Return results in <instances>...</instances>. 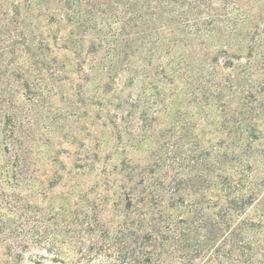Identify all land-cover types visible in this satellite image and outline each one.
Returning <instances> with one entry per match:
<instances>
[{
  "label": "trees",
  "instance_id": "16d2710c",
  "mask_svg": "<svg viewBox=\"0 0 264 264\" xmlns=\"http://www.w3.org/2000/svg\"><path fill=\"white\" fill-rule=\"evenodd\" d=\"M7 13L36 64L44 22L94 85L95 180L73 184L68 211L108 264H264V0H4ZM67 61L51 59L53 77ZM8 103L1 180L30 167Z\"/></svg>",
  "mask_w": 264,
  "mask_h": 264
},
{
  "label": "rangeland",
  "instance_id": "374dc122",
  "mask_svg": "<svg viewBox=\"0 0 264 264\" xmlns=\"http://www.w3.org/2000/svg\"><path fill=\"white\" fill-rule=\"evenodd\" d=\"M3 9L10 11L5 5ZM11 17L8 13L0 15V30ZM20 20L0 32V159L6 158L1 144L8 134L11 98L17 112V144L25 152L30 167L21 178L0 179V264L114 262L102 256L106 250L99 249L102 239L95 232L88 233L83 215L76 222L68 211L80 210L79 205H74L80 192L77 190L85 189L95 180V173L87 174L86 165L95 147L92 138L103 129L100 124L104 117L99 106L93 104L94 85L85 80L72 56L58 49L60 44L53 45L54 27L44 22L39 31L49 35V49L46 58L39 55L36 61L43 58L47 65L36 64L33 52L21 44L19 33L25 32V26ZM64 55L69 61L53 77L51 59ZM84 67L87 72V66ZM11 73L18 77H12ZM12 80L16 82L11 84ZM105 148L100 146L102 151ZM144 151L135 154L144 158ZM99 160V163L107 160L104 152ZM75 183L77 190L72 193ZM111 218L108 212L105 219ZM207 258L208 254L194 264H204Z\"/></svg>",
  "mask_w": 264,
  "mask_h": 264
}]
</instances>
